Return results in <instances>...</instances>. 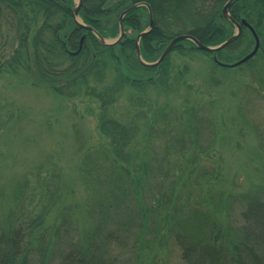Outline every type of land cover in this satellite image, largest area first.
Masks as SVG:
<instances>
[{"label":"rangeland","instance_id":"374dc122","mask_svg":"<svg viewBox=\"0 0 264 264\" xmlns=\"http://www.w3.org/2000/svg\"><path fill=\"white\" fill-rule=\"evenodd\" d=\"M37 11L30 16L37 14L44 21L45 15ZM10 13L6 10L0 20V221L5 226L14 225L19 218L27 223L41 222L32 226L31 241L36 251L52 242L49 264H61L70 254L90 247L104 259L94 264H186L183 251L172 238L155 237L150 225L141 234L144 229H139L135 203L114 220L103 222L100 209L89 201L91 195L79 167L85 152L96 155L97 150L108 148L110 154L111 141L100 132L104 116L131 133V163L157 161L158 156L173 154L165 157L171 166H165L162 181H170V186L187 178L185 185L179 184L170 211L191 200L211 217L215 215L222 227H228L224 234L244 226L235 204L239 192L264 199V52L252 60L255 68L236 71L217 69L212 56L182 46L183 52L169 56L164 89L150 87L144 94L124 86L107 107L93 95L104 94L115 84L112 63L101 81L89 78L85 85L65 91L73 98L42 87L44 81L32 62L31 71L26 64L5 66L18 49ZM34 28L31 32H36ZM45 32L44 42L49 44L53 37L50 31ZM239 50L244 51L242 47ZM240 53L230 49L226 56L234 60L229 64L244 57ZM56 60L58 63H48L57 73L68 63ZM51 81L57 89L66 85V78L64 82L61 78ZM134 94H140L139 98ZM152 114L157 115L156 123ZM102 164L109 166L107 161ZM116 165L121 171L123 166ZM199 165L201 169L193 175ZM218 173L222 177L216 182ZM205 174L204 185L189 184L190 176L205 178ZM151 192L152 187L146 188L142 196ZM40 258L35 255L33 264H43Z\"/></svg>","mask_w":264,"mask_h":264},{"label":"trees","instance_id":"16d2710c","mask_svg":"<svg viewBox=\"0 0 264 264\" xmlns=\"http://www.w3.org/2000/svg\"><path fill=\"white\" fill-rule=\"evenodd\" d=\"M228 1L151 0L155 28L141 41L143 59L149 63L157 61L169 42L182 35L192 36L207 47H217L228 41L233 34V27L222 17V9ZM137 3L138 0H84L79 17L85 25L95 29L102 36L113 38L119 33V16ZM20 4H23L22 8ZM74 7V0H0V20H4L7 15L6 10L12 12L10 14L13 16L12 26L15 29L14 41L20 46L19 51L15 53L17 56L10 57L5 66L12 68L14 65L26 64L28 71L32 68L37 70L44 81L41 82L42 87L46 86L61 93V96L73 98L72 93L69 95L65 91L80 83L85 85L89 78L101 81L109 64L112 63L117 81L104 94L93 95L107 107L124 86L144 94L150 87L165 88L169 78L170 55L162 66L149 69L139 64L135 41L131 36L125 37L116 47L103 48L93 34H87L76 27L72 13ZM36 9L38 13L45 15L44 21L42 17H37V14L30 16ZM229 12L236 22L245 20L255 29L259 37L264 39V0H238L230 7ZM31 18H35L33 19L36 22L35 28L32 26ZM53 18H58L55 23L52 22ZM52 24L55 25L54 29L51 27ZM123 24L126 30L140 33L148 25V12L144 8L137 9L126 16ZM32 28L36 29V32H31ZM46 30L50 31L53 37L49 44L44 42ZM84 34L87 39L83 44L82 52L76 56L69 55L71 50H77L79 37ZM60 41L67 45L68 50ZM253 41L251 34L244 31L235 43L213 56L229 64L234 60L226 56L230 49L240 53L239 49L242 47L244 51L240 54L245 56L250 52L246 53L248 49L253 47ZM182 46H188L191 51H196L194 44L187 41L179 43L173 52H183ZM261 52H264V47ZM203 54L211 56L208 53L203 52ZM105 55L108 58H105ZM231 55L233 56L234 53ZM95 56L97 58H94ZM56 58L59 59V63L60 61L68 63L65 67H59L63 71L57 73L48 63L49 60L58 63ZM29 62H32L33 66ZM213 64L217 67L215 63ZM252 65L251 61L245 64V67L253 68ZM217 69L221 68L217 67ZM60 78L63 82L66 78V85L57 89L54 85L56 83L51 79ZM143 96L141 94L140 97L144 105L146 101ZM148 109L152 111L150 107ZM157 114L159 115V112ZM152 116V122L156 123L157 115L152 114ZM100 132L111 141L110 154L108 148L97 150L96 155L85 152L82 157L83 163L79 168L83 182H86L87 191L91 195L89 201L100 209L104 216L103 222L114 220L120 212L129 211L135 203L138 211L136 216L141 225L139 229H144L140 231L141 234L146 233L150 225L155 237L163 235L172 238L177 247L183 251V260L186 264H264L263 198L261 200L259 195H245L240 191L235 204L237 210L241 211L240 217L244 226L238 228V232L228 230L224 234L223 229L228 227H222L216 216L211 217L201 209L199 203L192 204V201L188 200L184 205L179 203L178 208L170 211V203L173 202L179 184L185 185L187 178H179L170 186L167 185L170 181H162L165 166H171L170 161L165 157H171L173 154L158 156L157 161L131 163L129 154L131 133L118 121L113 118L108 119L106 116L100 121ZM173 153L175 154V151ZM102 161L109 162V166L103 165ZM116 164L123 166L121 171ZM200 169L201 165L195 169L193 175ZM190 177L189 184L196 183L202 186L208 176L205 174V178L199 176L196 179ZM221 177L222 175L218 173L216 182L220 181ZM216 185L218 186V183ZM150 187L152 192L149 196H142L143 191ZM167 191L169 193H166ZM151 197L154 198L151 204H148ZM17 220L11 226H5L0 221V264H33L35 255H41L40 261L49 264L47 254L52 242L44 247L41 245L40 250L36 251L35 242L31 241L32 226L41 222L33 223L30 220L27 223L22 222L20 218ZM47 233L48 230L45 234ZM93 251L94 248L90 247L86 252L72 253L61 264H86V259L89 260V264L104 261L96 251Z\"/></svg>","mask_w":264,"mask_h":264},{"label":"water","instance_id":"95a60500","mask_svg":"<svg viewBox=\"0 0 264 264\" xmlns=\"http://www.w3.org/2000/svg\"><path fill=\"white\" fill-rule=\"evenodd\" d=\"M147 1H150V0H147ZM237 1L238 0H229L226 3V5L224 6L223 10H222V17L225 20L231 22L232 25L237 29L236 34L232 38H230L228 41H226L225 43H223L219 47L213 48V47H207V46L202 45L199 41H197L196 39H194L192 37L180 36V37L175 38L173 41H171V43L168 45L167 49L163 52V54H162L161 58L159 59V61L157 63H154V64H147V63H145L143 61V59L141 57L140 46H139L140 40L142 38H144L145 36H147L148 34H150L153 31L154 27H155L153 16H152V12H151V7H150V5L148 3H146V2L139 3V4L135 5V6H133L132 8L128 9L127 11H125L121 15V17L119 19L120 37L115 42H108L107 40H105L99 33H97L91 27H86L84 29H86L90 33L94 34L97 37L99 44L102 45L103 47H113V46L119 44V42L122 40V38H123V36L125 34L124 26H123V19L125 18V16L130 14L131 12L137 10L138 8H141V7L147 8V10L149 11V29H148V31H146V32L142 33L141 35H139V37L137 38L136 52H137L138 61L143 67H145V68H155V67H159L162 64V62L166 59V57L169 55V53L174 49V47L177 44L181 43V42H187V41L192 42L195 45V48L198 51L205 52V53H218V52H221L224 49H226L228 46H230L232 43H234L241 36L242 26H241V24L236 23L232 19V17L230 16V13H229V9ZM82 4H83V0H79L78 6L73 10L74 22L77 25H79V26H81V23H79V21H78V15H79V11H80V9L82 7ZM242 25L244 27H246L251 32V34L254 36V39L256 40V46H255L254 50L252 51V53L248 57L244 58L239 63H236L235 65L231 66L230 68H232V67L237 68L239 66H242V65L246 64L248 61L253 59L258 54V51L260 49L259 39H258V35H257L256 31L253 29V27L249 26L245 21L242 22ZM221 66L227 68L226 65H221Z\"/></svg>","mask_w":264,"mask_h":264},{"label":"bare ground","instance_id":"6f19581e","mask_svg":"<svg viewBox=\"0 0 264 264\" xmlns=\"http://www.w3.org/2000/svg\"><path fill=\"white\" fill-rule=\"evenodd\" d=\"M78 2V4H79V0L77 1ZM83 3H84V0H83ZM82 6H83V4H82ZM82 8V7H81ZM81 10V9H80ZM119 19H120V17H119ZM119 19H118V23H119ZM79 23H81V26L83 27H81V26H79V25H77L76 23H74L75 25H76V27L78 28V29H80V30H82V31H85V32H87V34L89 33V31L88 30H86V29H84V28H86V27H89V26H87V25H85L84 23H83V21L82 22H79ZM73 32H74V29H73ZM86 35V34H85ZM187 36H189V35H187ZM252 36V38H253V50H254V48H255V46H256V40L254 39V36L253 35H251ZM119 35L116 37V39H111L112 40V42H115V41H117L118 39H119ZM189 37H192V36H189ZM81 38L82 37H79V42H78V44L80 43V40H81ZM192 38H194V37H192ZM59 39V38H58ZM195 39V38H194ZM258 39H259V45H260V49H259V51L258 52H260L262 49H263V47H264V44H263V41H264V39L262 40L260 37H259V35H258ZM59 40H61V39H59ZM198 41V40H197ZM100 45V44H99ZM63 46V45H62ZM101 47H103L102 45H100ZM14 47H18V49H16L14 52H13V54L11 55V57H13L14 55H15V53L17 52V51H19V44L17 43V45H14ZM64 47V46H63ZM104 48V47H103ZM105 48H107V47H105ZM252 50V51H253ZM77 51L78 52H82V49H77ZM251 51V50H250ZM251 51V52H252ZM251 53H248L247 55H245L244 57L246 58V57H248L249 55H250ZM77 55V54H76ZM17 55H15L14 57H16ZM256 57V56H255ZM94 58H97V56H95ZM167 58H168V56L166 57V59L165 60H167ZM257 58V57H256ZM218 63H222V61H220L219 60V62ZM243 68H245V65H243V66H241V67H238V68H235V67H232L231 68V70H236V69H243ZM2 70L3 69H6L5 67H2L1 68ZM115 81H117V79L115 80ZM136 97H137V95L136 94H134Z\"/></svg>","mask_w":264,"mask_h":264},{"label":"flooded vegetation","instance_id":"af4514ba","mask_svg":"<svg viewBox=\"0 0 264 264\" xmlns=\"http://www.w3.org/2000/svg\"><path fill=\"white\" fill-rule=\"evenodd\" d=\"M132 32H134L135 34L132 35ZM128 34H130L131 36H134L133 39H134V41H135V45H136L137 37H138L139 34H141V32H140V33H136L135 31L131 30ZM128 34H125V35L123 36L122 41L124 40V38H125L126 35H128ZM86 39H87V36L84 34V35L82 36L81 40H80L79 47H78L77 49H81V45L83 46V44H84V42H85ZM143 39H144V38H143ZM143 39H142V40H143ZM142 40H141V41H142ZM60 42H61V44L66 48V50H68V49H67V45H66L63 41H60ZM71 51H72V52H69V53H71V54H73V53H77V52H78L77 50H76V51L71 50ZM163 63H164V62H163Z\"/></svg>","mask_w":264,"mask_h":264}]
</instances>
